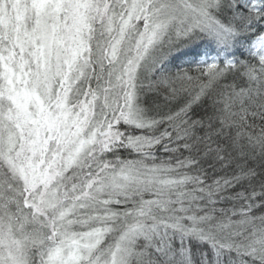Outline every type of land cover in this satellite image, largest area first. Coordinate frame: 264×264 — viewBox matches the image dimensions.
Segmentation results:
<instances>
[{"label":"snow or ice","instance_id":"snow-or-ice-1","mask_svg":"<svg viewBox=\"0 0 264 264\" xmlns=\"http://www.w3.org/2000/svg\"><path fill=\"white\" fill-rule=\"evenodd\" d=\"M0 264H264V0H0Z\"/></svg>","mask_w":264,"mask_h":264}]
</instances>
